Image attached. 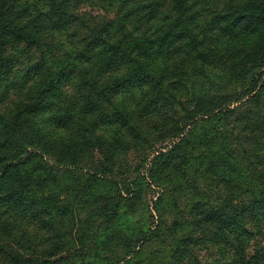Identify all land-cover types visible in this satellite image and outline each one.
<instances>
[{
	"label": "trees",
	"instance_id": "16d2710c",
	"mask_svg": "<svg viewBox=\"0 0 264 264\" xmlns=\"http://www.w3.org/2000/svg\"><path fill=\"white\" fill-rule=\"evenodd\" d=\"M217 37L236 41L231 55L212 49ZM210 78L240 91L220 97ZM195 79L208 82L197 91ZM262 91L264 0H0V264L77 261L85 240L101 244L121 219L131 231L127 199L150 182L180 187L195 153L222 190L188 209L190 222L215 227L194 230L216 250L213 264H264ZM225 98L246 106L243 126L253 122L260 147L227 142L218 128L195 132L234 110ZM131 152L140 162L157 154L131 191L117 190ZM109 183L111 196L93 191ZM83 207L94 228L79 223ZM129 233L116 264L146 231ZM181 243L165 264H201Z\"/></svg>",
	"mask_w": 264,
	"mask_h": 264
},
{
	"label": "rangeland",
	"instance_id": "374dc122",
	"mask_svg": "<svg viewBox=\"0 0 264 264\" xmlns=\"http://www.w3.org/2000/svg\"><path fill=\"white\" fill-rule=\"evenodd\" d=\"M215 2H217V0H215ZM202 39L204 40L206 38ZM235 42L236 41H230L226 43L222 38L217 37L212 49H216L217 51L220 50L224 54L231 55V53H233L232 45ZM247 46L248 48H251L252 45L247 43ZM230 62L234 63L231 59ZM221 68L226 69L225 65H222ZM214 71L217 72L218 70ZM205 80L206 79H195L192 84L196 85V89L199 91V89L202 88V85L207 84L208 81L204 83ZM209 82L218 85L219 90L216 95L220 94V97H229L233 95L232 93L237 94L240 91V88L237 85L233 87L227 82H222V80L217 78H210ZM260 89L261 87L256 90V93H259ZM212 93L213 92H210V94ZM259 97L260 102L264 103V91L260 92ZM221 99L222 98H216L215 101L223 103ZM225 100L228 101L227 103H229V105L231 104L230 109L234 110L226 116L218 117L217 121H210L206 125L200 123L195 132L202 133L203 131H210L213 128H218L225 133L226 131H229V135H226L227 142H232L234 138H238L239 140L241 139V143L246 145L250 150H252V148L260 147L262 141L256 134L258 129L253 122H251L250 126L246 129L243 126L242 119L245 117V112L248 111L247 109H244L246 106L241 107V104H236L230 98H225ZM232 130L233 133H231ZM170 144L171 141L166 142L164 147L167 146V148L160 152H166V150L170 148ZM237 153L238 156H240L239 152ZM147 154V161L143 160V162H140L137 154L131 152L128 154L127 160L120 163L116 172L118 174H123V176L119 174L120 188H117V190L131 191L133 180L136 179L137 176L148 175L151 168L150 164L152 158L157 153L150 152ZM190 161L191 163L184 169L185 174L182 177L185 180L180 182V187L171 186L169 182L166 183V186H163V180L156 182V185H153V183L149 181V188H145L143 192L140 191L141 193L139 192L138 197L127 199L124 208L127 209L128 212L132 211L133 215L131 216V219L134 226H136L135 228H132L131 231H129L128 227L131 226V224H123L124 220L121 219L119 222H116L115 226L111 227L110 230L104 232L108 238L104 241L103 238H101V244H99V241L95 242V240H92V249H87L88 241L85 240L84 253L79 259H77V261L71 257L67 259L68 263H58L59 261H56L57 263L53 264H116L115 261L119 260L118 257L122 253V238L129 232V235H131L132 238L136 231L138 233L141 232V228H143L146 233L143 235L141 241L137 243L135 254L127 257L124 262L117 264H165L169 253L168 247L171 244L176 243L178 240L183 243H181L183 248L191 245L195 257L201 264H213L216 262L218 255L214 247L211 244H204L201 238L196 236L197 234L194 231L196 230L199 234V231H209L215 227L213 225L208 226V222H206V224H195L190 222L188 209L197 199L200 200L203 196L205 200L210 198L219 199L218 196L222 197V190H216L215 184L209 180L211 177L204 178L202 171L199 168V164L202 161V156L200 154L195 153ZM167 174L171 179L177 177L173 176V174L170 175V172H167ZM59 176L65 179V173L62 172ZM73 176L77 181L79 175L74 174ZM197 183H201L204 192L200 193L195 189L194 186ZM102 185L103 187H94L93 191H99L96 195L111 196V193L113 194L116 191L112 183ZM197 217L200 216L198 215ZM89 220V212L86 207L78 209L79 223L82 226L88 225L90 228H94V224L91 226L93 221L89 222ZM67 239L70 240V234H67L62 241L65 242ZM73 244L74 243L72 242L69 246L72 247Z\"/></svg>",
	"mask_w": 264,
	"mask_h": 264
},
{
	"label": "clouds",
	"instance_id": "9594fccd",
	"mask_svg": "<svg viewBox=\"0 0 264 264\" xmlns=\"http://www.w3.org/2000/svg\"><path fill=\"white\" fill-rule=\"evenodd\" d=\"M59 135L61 137H66L68 135V133L65 130H59Z\"/></svg>",
	"mask_w": 264,
	"mask_h": 264
}]
</instances>
